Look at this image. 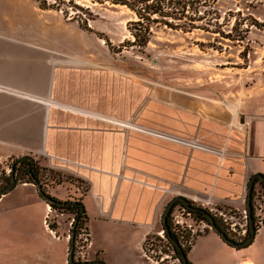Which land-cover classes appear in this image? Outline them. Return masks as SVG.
<instances>
[{
    "label": "crops",
    "instance_id": "obj_1",
    "mask_svg": "<svg viewBox=\"0 0 264 264\" xmlns=\"http://www.w3.org/2000/svg\"><path fill=\"white\" fill-rule=\"evenodd\" d=\"M51 63L40 70L0 64V164L29 157L86 184L78 198L44 185L58 200L83 205L88 243L77 260L145 264L146 239L176 197L203 208L246 209L250 180L264 177V110L242 121L221 110L188 115L159 107L155 119L134 121L131 79ZM49 209L30 183L0 197L6 221L64 239L60 260L51 264H68L70 238L58 235L60 226H45ZM205 234L194 239L189 264H213L208 245L229 256L223 264H264V221L241 249ZM32 256L39 259L36 248Z\"/></svg>",
    "mask_w": 264,
    "mask_h": 264
},
{
    "label": "rangeland",
    "instance_id": "obj_2",
    "mask_svg": "<svg viewBox=\"0 0 264 264\" xmlns=\"http://www.w3.org/2000/svg\"><path fill=\"white\" fill-rule=\"evenodd\" d=\"M201 11L199 16L203 12L209 15L206 13L202 22L191 23L193 32L154 26L147 47L139 48L131 45L129 24L136 19L125 7L94 0H0V64L6 68L21 66L20 70L30 65L40 70L43 66L50 67V62L63 63L69 72L87 69L116 74L118 78H126L127 83L131 79L134 121L150 115L155 119L159 107L188 115L221 110L242 121L257 115L264 110V0H215V3L207 0L206 8ZM232 28L235 33L229 40L205 32L227 34ZM7 163L0 164V187L10 175ZM41 170L44 192L57 201L74 202L58 200L44 185L57 188L56 194L64 195L68 191L76 198L86 192L87 186L80 178L49 168ZM255 185L252 210L254 198L258 194L264 197L260 182ZM262 202L264 210V198ZM189 203L209 213L230 240L242 243L247 236L246 209L241 212ZM175 220L191 226L185 232L177 227L184 245H180L182 250H188L201 235L199 230L204 223L209 226L182 205L172 208L167 217L170 230L176 227ZM257 221L263 223V212L252 219L253 226L258 228ZM46 222L50 229L60 226L57 231L62 238L66 232L70 238L74 215L51 208ZM22 223L13 218L6 221L0 211V264H51L60 260L66 246L64 239L55 241L39 226ZM207 227L204 232L213 231ZM79 233L74 249L76 262L77 253L88 243L85 226ZM148 240H153L154 254L148 255L154 262L180 264L165 236L162 221ZM207 247L213 264L218 261L223 264L229 259L224 252L211 245ZM35 248L40 256L37 260L32 256ZM161 258H164L162 262Z\"/></svg>",
    "mask_w": 264,
    "mask_h": 264
},
{
    "label": "trees",
    "instance_id": "obj_3",
    "mask_svg": "<svg viewBox=\"0 0 264 264\" xmlns=\"http://www.w3.org/2000/svg\"><path fill=\"white\" fill-rule=\"evenodd\" d=\"M100 2L101 4L109 3L114 6L125 7L129 11L132 12L136 21L131 22L129 24V32L132 36V46H137L139 48H146L149 44L152 36H153V27L154 26H165L174 31H182L184 33L193 32L194 27H191V23L195 21L202 22L204 16H206L207 12H203V16H199L202 13L201 10L204 11L206 8L207 0H94ZM215 3V0H213ZM209 15V13H207ZM186 21L190 23L188 26L181 25L177 22ZM208 34H214L219 36L222 40H229L232 38L231 34L235 33L234 28L227 33L214 31L209 32L205 30ZM8 168L10 169V175L3 179L4 184L0 187V190L5 189L11 183L12 178L15 179L16 184L18 183H30L35 185L34 179H37L39 182L41 180V168L37 165V163L29 157L22 158H14L10 159L7 163ZM260 181H256L255 184ZM261 187L264 189V183H261ZM254 194V187L252 191V199ZM67 203V202H66ZM176 205H181L180 203L174 204L172 208ZM50 207L54 210L61 211L66 213H70L74 215V222L72 224L73 237L70 238L74 241V247L76 248L77 238L79 236V230L85 226L86 235H88V230L86 227L87 217L83 205L81 202H76L74 205L65 204L63 206L60 205H50ZM83 209V210H82ZM194 215L196 218L203 220L205 222L206 219L203 214L197 212H189ZM255 217L254 210H252V219ZM208 223V222H207ZM255 231L258 230L256 225L254 226ZM52 229V228H51ZM169 233L175 242L179 244V241L175 234L170 230ZM247 236L244 238L242 242H246L250 237V228L247 229ZM165 236L168 241L171 243L167 233L165 232ZM69 241V243H70ZM88 241V237H87ZM180 245V244H179ZM173 250L180 261V257L176 252L174 246L172 245ZM188 250H183L187 255ZM75 253V252H74ZM188 262V260H187ZM79 264H104L99 261L95 262H82L78 260ZM180 264L182 262L180 261ZM189 264V262H188Z\"/></svg>",
    "mask_w": 264,
    "mask_h": 264
},
{
    "label": "water",
    "instance_id": "obj_4",
    "mask_svg": "<svg viewBox=\"0 0 264 264\" xmlns=\"http://www.w3.org/2000/svg\"><path fill=\"white\" fill-rule=\"evenodd\" d=\"M260 181L261 183H264V177L263 176H254L248 185V190H247V201H246V211H247V217L249 220V228H250V237L248 238V240L246 242H242V243H236L232 240H230L229 238H227V236L220 230V228H218V226L215 223L214 218L207 213L206 211H204L203 209L197 208L192 206L187 200H185L182 197H176L174 199H172L168 205L166 206L163 216H162V227L163 230L167 233L172 245L174 246L176 252L178 253L179 257H180V261L182 262V264H188L187 262V257L186 254L184 253V251L182 250V248L180 247V245L174 241V239L171 237L170 233H169V229H168V225H167V217L172 209V207L174 206V204L176 203H180L186 210H188L189 212H197V213H201L204 215L206 221L208 222L209 226L212 228V230L222 239V241L224 243H226L228 246H231L233 248H237V249H241V248H245L248 245H250V243L253 241L254 237H255V228L253 226V222H252V205H251V200H252V191H253V187L255 185L256 181ZM35 182V186L37 188V192L39 194V196L41 197L42 200H44L49 206L50 205H60L63 206L65 204H69V205H74L76 204V202H60L57 201L53 198H51L50 196H48L40 182L37 179H34ZM16 186V181L14 178H12L11 183L8 187H6L3 190H0V197L4 196L6 194H8L9 192H11L14 187ZM83 210V209H82ZM73 237V233L71 234L70 238ZM74 241L73 239H71L70 241V246H69V254H68V264H79L78 262L74 261Z\"/></svg>",
    "mask_w": 264,
    "mask_h": 264
},
{
    "label": "built area",
    "instance_id": "obj_5",
    "mask_svg": "<svg viewBox=\"0 0 264 264\" xmlns=\"http://www.w3.org/2000/svg\"><path fill=\"white\" fill-rule=\"evenodd\" d=\"M10 172V171H9ZM8 172V173H9ZM263 196L260 194H258L255 198H254V200H253V210H254V212H255V216L258 214V212L259 213H264V210H263ZM50 213H51V211H50V209L48 210V213H47V215H46V220H47V218H48V216L50 215ZM189 215V214H188ZM182 216H183V213H182ZM257 219V218H256ZM46 220H45V226L49 229V225L47 224V222H46ZM205 224V223H204ZM203 224V226H201V228H200V230H199V232H201L200 234H205L206 232H204V230H205V228L207 227L206 225H204ZM257 224L259 225V227L262 225V221H260V222H258L257 221ZM175 228H173L171 231L175 234V236L177 237V239H178V241H179V244L181 245V246H184V245H182V237H181V235L179 234V229H181V230H184L183 232H185V231H187L186 230V228L187 229H190V227L191 226H184V224H183V222L182 221H180V220H175ZM177 227H179V229L177 228ZM258 227V228H259ZM207 228H210V226H208ZM192 232H194V231H192ZM181 233V232H180ZM244 233H245V230H244ZM246 233H247V230H246ZM245 236H246V234H245ZM87 237H88V235H87ZM86 241H87V239H86ZM88 242V241H87ZM145 248H147V253H146V251H145V260H146V262L147 263H149V264H158V262L156 261V262H154L153 261V259H151V257L148 255L149 253L150 254H154V244H153V240H148V238L146 239V242H145ZM164 260V258H161L160 259V262H162ZM178 260L176 259L175 260V262H177ZM178 263V262H177Z\"/></svg>",
    "mask_w": 264,
    "mask_h": 264
}]
</instances>
